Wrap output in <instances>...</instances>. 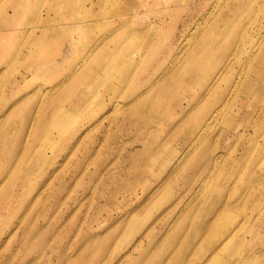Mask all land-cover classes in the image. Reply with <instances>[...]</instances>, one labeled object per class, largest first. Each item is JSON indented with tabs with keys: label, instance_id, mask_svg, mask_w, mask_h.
I'll list each match as a JSON object with an SVG mask.
<instances>
[{
	"label": "rangeland",
	"instance_id": "374dc122",
	"mask_svg": "<svg viewBox=\"0 0 264 264\" xmlns=\"http://www.w3.org/2000/svg\"><path fill=\"white\" fill-rule=\"evenodd\" d=\"M214 250L264 264V0H0V264Z\"/></svg>",
	"mask_w": 264,
	"mask_h": 264
},
{
	"label": "bare ground",
	"instance_id": "6f19581e",
	"mask_svg": "<svg viewBox=\"0 0 264 264\" xmlns=\"http://www.w3.org/2000/svg\"><path fill=\"white\" fill-rule=\"evenodd\" d=\"M134 55L133 54H131V56L130 57H133ZM230 95V94H229ZM39 108H40V106H39ZM38 108V109H39ZM38 112V111H37ZM37 112H36V114H37ZM216 113L217 112H215L212 116H210L207 120H208V124L207 125H209V124H211L210 122L211 121H213V118L216 116ZM66 117H65V115L63 114V112H58V113H55L54 114V116H53V118H51V124H54V125H58V124H60V125H64V123L66 122V119H65ZM72 119V118H71ZM73 123V122H72ZM59 126V125H58ZM210 126V125H209ZM208 126V127H209ZM207 127V128H208ZM62 128V127H61ZM203 129H205V126H204V128ZM54 132V131H53ZM51 133V132H50ZM201 134L202 133H198L197 135H196V137L194 138V140H193V142H197V141H195V140H197V138H200L199 136H201ZM202 138V137H201ZM199 140V139H198ZM192 142V143H193ZM223 246H225V245H223ZM222 246V247H223ZM221 247V248H222ZM220 250H214L210 255H209V259L206 261V263H203V264H223L224 262H222L224 259H221L220 258V255H221V251L219 252ZM225 251V250H224ZM223 257V256H222Z\"/></svg>",
	"mask_w": 264,
	"mask_h": 264
}]
</instances>
